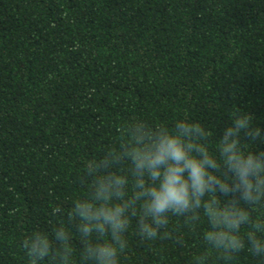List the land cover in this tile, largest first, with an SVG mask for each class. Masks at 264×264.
Masks as SVG:
<instances>
[{
    "label": "trees",
    "instance_id": "trees-1",
    "mask_svg": "<svg viewBox=\"0 0 264 264\" xmlns=\"http://www.w3.org/2000/svg\"><path fill=\"white\" fill-rule=\"evenodd\" d=\"M234 108L264 133V0H0V264H28L34 230L74 233L52 208L86 193L83 163L119 151L130 121H198L211 149ZM134 225L119 264H260L208 248L202 210L152 241Z\"/></svg>",
    "mask_w": 264,
    "mask_h": 264
},
{
    "label": "clouds",
    "instance_id": "clouds-1",
    "mask_svg": "<svg viewBox=\"0 0 264 264\" xmlns=\"http://www.w3.org/2000/svg\"><path fill=\"white\" fill-rule=\"evenodd\" d=\"M212 136L198 121L177 119L149 125L137 118L127 125L120 150L83 163L89 178L86 193L65 211L59 204L52 215L67 217L52 232L34 230L21 241L28 264H75L73 235L79 237V264H119L130 228L144 241L166 230L170 217L186 223L207 221L206 246L225 260L245 249L264 264V133L252 115L234 108L229 123L213 148ZM243 137V139H242ZM127 162L123 173L117 165ZM246 231L241 234L242 227ZM200 259H204L201 257Z\"/></svg>",
    "mask_w": 264,
    "mask_h": 264
}]
</instances>
